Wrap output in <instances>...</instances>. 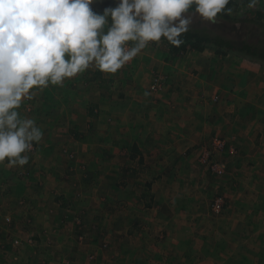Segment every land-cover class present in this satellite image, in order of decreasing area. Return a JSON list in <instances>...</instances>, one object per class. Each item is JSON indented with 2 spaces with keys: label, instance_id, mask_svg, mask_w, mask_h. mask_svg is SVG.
Wrapping results in <instances>:
<instances>
[{
  "label": "rangeland",
  "instance_id": "374dc122",
  "mask_svg": "<svg viewBox=\"0 0 264 264\" xmlns=\"http://www.w3.org/2000/svg\"><path fill=\"white\" fill-rule=\"evenodd\" d=\"M110 1L96 0L94 4ZM257 5L264 9V0H259ZM242 8L247 9V6L242 4ZM197 22L201 23L200 27L215 29L214 23L194 15L192 24ZM250 30L251 27L244 24L242 35L247 36ZM163 47V43L150 42L145 53L140 52L117 73L99 72L97 78L103 87L79 83L74 90L77 97L73 99L68 97L71 89L68 86L64 90L63 85H50L45 88L49 89V94L43 95L46 101L36 105L32 99L23 101L24 108L18 109L20 115L26 117L24 113H28L26 118L36 122L43 137L40 144L34 143L33 151L28 154V164L10 167L7 161L0 163V255L4 252L2 258L7 259L3 263L80 264L85 260L84 264H111L116 250L122 244L123 249H128L126 244L132 243L130 240H136V244L147 243L148 250L151 245L155 250L163 251L165 248L166 251L174 250L181 239L190 243L200 237L206 242L212 224L222 225L225 219L221 218L228 216L223 206L229 199L236 214L242 208L247 224L252 221V215L258 216L257 209H251V206L262 199L259 193H253L254 185L262 194L264 182L247 181L251 175H257L256 171L236 163L235 158L243 156V149L249 156L252 152L244 135L232 134V126L226 121H231L230 117L223 119L225 123L215 124L214 120L209 125L198 118L197 112H190L191 107L183 108V104L190 101L186 99L193 95L194 87L179 98L173 94L168 100L164 99L167 96L162 100L154 96L161 95L166 87L167 92L171 89L170 82L176 75H168L166 65L174 70L183 68L184 63L190 67L189 62L194 56L191 50L170 60L164 55ZM204 52L206 60H215L216 63L210 60L209 65L212 71H217L212 72L215 77L210 81L214 85H209L203 92L198 91L196 97L206 102L205 106L210 107L212 102L217 105L221 103V97L213 96L214 86L218 81L223 83L222 88L231 85V89L222 94L238 106L237 114L254 112L257 107L260 111L255 113L263 125L264 64L245 57L228 64V59H218L211 49ZM95 69L90 67V72L88 69L82 74L88 71L91 75L87 78L93 80ZM235 69H238L236 77L229 80L227 71ZM189 71H185L184 78ZM221 74L224 77L218 80ZM112 77L116 83L110 90L107 80ZM75 78L65 82H70L74 88ZM131 83H136L137 88ZM145 96L153 100L150 105L145 104ZM125 105L127 110L123 109ZM30 109L34 111L28 112ZM49 110L71 112V116L54 119L40 113ZM247 120L251 121L250 118ZM51 132L55 134L56 143L49 137ZM98 138L107 149V154L100 157L98 152L93 153ZM50 143L55 149L47 157L44 148L47 149ZM138 144L144 149H155L156 152L149 154L151 167L139 163V157L134 159L133 147L138 148ZM223 144L224 149L220 150ZM161 146L164 151L159 149ZM227 152L230 159L222 157ZM49 158L54 160L49 161ZM32 160L39 165L34 166ZM53 165L57 168H51ZM51 170H56L52 176L56 183L48 178ZM156 195L162 197L157 201ZM168 206L176 214L168 215L165 210ZM174 224H181L182 230H175ZM138 229L143 230V234H139ZM228 233L230 237L232 232ZM148 252L142 254L136 249V264H144L142 259Z\"/></svg>",
  "mask_w": 264,
  "mask_h": 264
},
{
  "label": "clouds",
  "instance_id": "9594fccd",
  "mask_svg": "<svg viewBox=\"0 0 264 264\" xmlns=\"http://www.w3.org/2000/svg\"><path fill=\"white\" fill-rule=\"evenodd\" d=\"M95 2L0 0V163L23 167L42 140V129L18 111L34 89L62 86L90 67L115 74L162 37L180 48L194 15L216 23L237 13L233 0H116L102 14Z\"/></svg>",
  "mask_w": 264,
  "mask_h": 264
},
{
  "label": "crops",
  "instance_id": "0c3cea01",
  "mask_svg": "<svg viewBox=\"0 0 264 264\" xmlns=\"http://www.w3.org/2000/svg\"><path fill=\"white\" fill-rule=\"evenodd\" d=\"M147 48L148 47L143 49L141 52L145 53ZM204 53L205 52L193 53L194 56L191 57L192 60H190V62H189V63H191L190 67H187L185 65L186 63H184L183 68H177L176 70H174L171 67L166 65L165 72L170 76H172V73H174L176 75L173 78V81L170 82L171 89H169L168 90L169 92H167L168 87H166L165 90H163V93L161 95H159V96L154 95V96L161 99V100L163 97L167 96L164 99L168 100V99L172 98V94H173L174 97L179 98L182 95V93H185L187 90H189V92H190V89L192 87L196 88L194 90V92L192 91L193 95L192 94L190 95V99H188V98L186 99V100H190V101L185 105L183 104L182 107L183 108L191 107L189 111L190 112H197L198 118H201L202 120H204L209 125L212 124L214 120H215V124L222 123V122H224L223 119H226V117L229 116L231 121H229V120H226V121H228V123L232 126V134L234 136H235V134L237 136L244 135L245 138H247L249 140V144H248L249 148L248 149H249V151L252 152V153H250L251 155L249 156L248 153L243 149V156L241 158L236 157L235 158L236 163L242 167L243 166H249L250 168H254L253 170L256 171L257 175L256 174L251 175V178L247 179V181H251V182L256 183V184H258L260 182H264V122L262 125L261 122H259V117L256 116V113H255V112H259L260 110H258L257 107H255L254 112L245 111V113H243V114H237L236 107H238V106L235 105L233 102H230L229 96L227 99V97L222 94V93L226 94L228 92L227 90L231 89V85L228 86V88H222L223 83L221 84L219 81H218V84H216V86H214L215 89L212 92V94H214L213 96L221 97V103H219L217 105L214 103L215 104L214 105L212 102V105H209L210 107H208V105L205 106L206 102H203V100L201 98L196 97L195 94H197L198 91L203 92L204 89L206 90V87L207 88L209 87V85L210 86L214 85L210 81H213V79L215 77V74L212 72L217 71V70L212 71V66L209 65V61L211 59L209 58V60H206V56L204 55ZM164 55H166V54H164ZM217 58L222 60V61H225L224 58H221V57H217ZM147 59H149V57H147ZM211 61H212V63H216L215 60H211ZM217 61H219V60H217ZM227 63L229 64L230 62L227 61ZM185 66L188 69H186ZM200 66H202V70L200 69ZM207 66H208V68H207ZM208 70H210L209 73H207V74L204 73V71L207 72ZM94 71H97V69H95ZM185 71H189V73L184 78ZM89 72H90V68H89ZM89 72L87 71V73H89ZM235 72H238V69H235L232 72L229 70L227 71L226 76L228 77L229 80L236 77ZM210 73H212V74H210ZM85 75L80 74L76 77L77 79L75 78L77 81L73 82L74 84H76V86L74 88L71 87L70 82L69 83L68 82L63 83L64 90H65L66 86H68L69 89L70 88L73 89V92H71V89H70V92L67 91L68 97L73 99L76 96L74 94V90L77 88L79 83L81 85L82 84H85V85H87V84H98L100 87H101V85L103 87L104 84L102 83V81H99V80L93 81L91 83L87 82V81L85 82V80H84ZM210 75H211V77H210ZM222 76L224 77V74H221V76H220V78H218V80H221L223 78ZM108 79L109 80H107V81H108V83H110L109 85L111 86L110 90H112L114 88V84L116 83V79L114 77L108 78ZM131 84H134L136 87V83H131ZM242 84H243V82H242ZM143 87L144 86H142V88ZM223 89H225V90H223ZM33 91L35 94H34L32 100H35V101H32V102L35 105L39 101H41V102L46 101L45 100L46 96H43V95L49 94V89L48 90L43 89L44 94L43 93L40 94V90H38V89H34ZM50 91L53 93V89H50ZM145 91H146V89H144V92ZM121 95L122 94H119V96H121ZM191 96H192V98H191ZM145 97H144L145 98V101H144L145 104L150 105L153 102V100L151 98L149 100L148 96H145ZM211 101H212V97H211ZM241 101L242 100H237V102H239V103ZM253 103H255V102H253ZM244 104H245V102H244ZM24 106L25 105L23 102L21 107L24 108ZM183 108H181L179 110V112ZM123 109L127 110V105H125L123 107ZM128 109H130V108H128ZM33 111H34L33 109H30L28 112H33ZM228 112H232V114L228 115L227 114ZM40 113H42V115L43 114L46 115V117H48V118L53 117L54 119L55 118L56 119H65V118H69L71 116V112H40ZM122 113H121V115H123ZM24 114L26 117H28V113L25 112ZM90 114H91V112H90ZM113 114H115V112ZM101 118L103 119V116H101ZM248 118H250L251 121L247 120ZM263 119H264V117H263ZM211 121H212V123H211ZM236 125H238L240 127L237 128ZM51 127H52L51 131H52L54 129V127L52 125H51ZM248 129H249V131H248ZM222 131L224 132L225 130H222ZM54 135H55L54 132H51L49 137H51L52 140H55ZM84 135H86V134H84ZM164 138L166 139V137H164ZM98 139H99V141H96V143L98 144V146L96 148V152H93V153L98 152V156L100 157V156H103L105 153L107 154V149L104 146V144H100L102 139L101 138H98ZM54 142L56 143V140ZM38 144H40V142ZM44 144H46V143H44ZM159 144H161V143H159ZM163 145H165V144H163ZM44 147H46V146H44ZM84 147H85V145H84ZM152 147H155V146H152ZM90 148H92L91 145H90ZM54 149H55V145L53 143H50V145H49V147H47V149L44 148V150L47 151L44 154L47 157H49L52 155L51 151H53ZM145 149H144V147L139 146V144H138L137 150H139V152H138L137 157L134 159L138 160V157H139V163L143 164V166L151 167L150 166L151 162L149 160L150 159L149 154H150V152L154 153L156 151L153 148L147 149V147H146ZM159 149L164 151V148L162 146ZM82 151H84V148H82ZM43 152H42V154H43ZM88 154H90V152ZM160 155H161V153L158 150V156L160 157ZM222 157L224 159H230L231 155L229 152H227V153H225V156L223 154ZM48 160L52 161L54 159L49 158ZM93 160H95V156H94ZM159 160H161V159H159ZM101 161H102V158H101ZM161 162L166 163V160H161ZM32 164L34 166L39 165L38 163L36 164L34 161L32 162ZM32 164H30V165H32ZM123 165H124V163H123ZM43 166L44 165L42 164L41 167H43ZM28 167H31V166H28ZM122 167L124 169V166H122ZM51 168H57V167L53 165V166H51ZM50 173H51V176L48 177V175H47L48 178H52V176H55L56 170H51ZM50 181H52L53 183H56V181H54L53 178ZM245 186L248 187V182H246ZM58 187H60V185H58ZM242 187L244 190V186H242ZM256 188L257 187L254 185V192L253 193H255V194L259 193V196L261 197L262 201H260L259 203L255 202L254 203L255 205L253 204L251 206L252 207L251 209H254V207H255L257 209L256 213L259 217L258 216L253 217V215H252V218L250 219V221L251 220L252 221L249 224H247V222L245 221V218L243 219V217H244L243 215L245 213L242 210L241 206H240L241 210L238 212V214H236L235 209L233 207H231L230 199H229L228 201L226 200V203L223 206L225 208V212L227 211L228 216L224 215V217L221 218V219H225V220H223L222 225L212 224V226L210 228V235H209V238L206 240V242L201 241L200 237H197L196 240H191L190 243L186 242L185 239H181L178 243H176V244L174 243L176 245L174 250L166 251L167 249L165 248V251H163V250H155V248H153L151 245L149 246L150 250H148L147 243H146V245H145V243H137L136 244L135 243L136 240H130V242L132 241V243L126 244L128 249H123L124 245L123 244L120 245L121 246V247H119L120 249L116 250L114 255L112 254L113 258L110 261V263L111 264H136L137 260H135L134 254H135V251L137 249V251L141 252L142 254L144 252L149 251L148 254H144L145 256L142 259L144 264H264V192L262 191L263 193L261 194V192H257ZM261 189L263 190V188H261ZM159 192H160V190L158 191V193ZM155 197L156 198H154V199L158 201V199L161 198L162 195L161 196L156 195ZM175 197H176L175 199H177V197L179 198L178 193H176ZM160 203H162V202H160ZM163 204H161V205H163ZM165 210H166V213L169 212L168 215L176 214V212L173 211L174 209H172V207L168 206ZM260 215L263 217H260ZM256 220H257V222H256ZM170 222H172V219H170ZM173 226H174L173 228L175 230H179V231L182 230L181 224H174ZM221 227H223V228H221ZM225 230L228 232H232L230 234L231 235L230 237H229L228 232H224ZM138 231L140 232L139 234H141V233L143 234V230L141 231L138 229ZM226 233H228V234H226ZM249 236H250V238H248ZM188 239H190V236ZM143 242H144V240H143ZM150 243H152V242H150ZM167 245H170V244H167ZM87 246H90V245H87ZM118 246L119 245H116V247H118ZM135 247H136V249H135ZM88 253L89 252H87V254ZM3 256H5L4 252H2V255H0V258H1L0 264H5L2 261L7 260L5 258H2ZM84 261L85 260H81L80 264H84ZM10 264H13V263H10Z\"/></svg>",
  "mask_w": 264,
  "mask_h": 264
},
{
  "label": "trees",
  "instance_id": "16d2710c",
  "mask_svg": "<svg viewBox=\"0 0 264 264\" xmlns=\"http://www.w3.org/2000/svg\"><path fill=\"white\" fill-rule=\"evenodd\" d=\"M242 4L243 7L247 6V0H233V4L229 6L236 8L237 13L231 16H218L217 22L213 25L215 29L209 26L200 27V22L191 24L189 31L183 34L185 43L180 48L170 45L162 37L164 54L168 55V59L171 60L186 55L191 50L194 53H202L206 49H211L217 57L228 59L227 61L231 63L245 57L264 64V9L259 8L258 5L255 8L243 9ZM110 6L115 7L116 1L97 3L91 7L97 13L102 14L103 10ZM244 24L251 27L247 36L242 35ZM99 72L96 71L95 74H92L96 76L93 80L87 78L88 75H91L87 73L84 80L90 83L98 81ZM47 112H51V110ZM133 151V157L136 158L139 152L137 146L133 147Z\"/></svg>",
  "mask_w": 264,
  "mask_h": 264
},
{
  "label": "built area",
  "instance_id": "2783aa9c",
  "mask_svg": "<svg viewBox=\"0 0 264 264\" xmlns=\"http://www.w3.org/2000/svg\"><path fill=\"white\" fill-rule=\"evenodd\" d=\"M153 89H155V87L153 86ZM220 150H223L224 149V144L222 146V148H219Z\"/></svg>",
  "mask_w": 264,
  "mask_h": 264
}]
</instances>
